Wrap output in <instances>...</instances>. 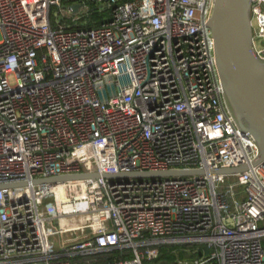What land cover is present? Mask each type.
<instances>
[{"label":"built area","instance_id":"2783aa9c","mask_svg":"<svg viewBox=\"0 0 264 264\" xmlns=\"http://www.w3.org/2000/svg\"><path fill=\"white\" fill-rule=\"evenodd\" d=\"M214 1L0 0V184L29 182L0 188V264H264V161L224 100ZM251 23L264 60V0ZM167 170L203 173L103 177Z\"/></svg>","mask_w":264,"mask_h":264},{"label":"water","instance_id":"95a60500","mask_svg":"<svg viewBox=\"0 0 264 264\" xmlns=\"http://www.w3.org/2000/svg\"><path fill=\"white\" fill-rule=\"evenodd\" d=\"M252 0H215L207 26L214 39L216 66L223 87L226 106L237 126L250 133L258 154L252 165L264 161V60L256 56L251 23ZM80 4L73 6L76 11ZM248 165L219 169L217 173H236ZM203 170H167L162 172H125L103 174L118 176H184ZM98 173H78L32 180V184L51 183L81 178H98ZM27 181L0 184V188L25 186ZM158 264H170L162 260Z\"/></svg>","mask_w":264,"mask_h":264},{"label":"trees","instance_id":"16d2710c","mask_svg":"<svg viewBox=\"0 0 264 264\" xmlns=\"http://www.w3.org/2000/svg\"><path fill=\"white\" fill-rule=\"evenodd\" d=\"M93 23L90 21L84 27H90ZM166 247H161L162 255L161 258L173 259V257L165 252ZM130 255L128 251H120V250H111L108 252H101L93 254L89 257H77L75 258L76 261L80 262L81 264H85L88 262H104V261H113L118 259L126 258ZM180 256H184V253H181Z\"/></svg>","mask_w":264,"mask_h":264},{"label":"rangeland","instance_id":"374dc122","mask_svg":"<svg viewBox=\"0 0 264 264\" xmlns=\"http://www.w3.org/2000/svg\"><path fill=\"white\" fill-rule=\"evenodd\" d=\"M98 5H94L91 7V13H90V18L91 19H102L106 18L108 16V11L101 12L99 11ZM40 264H45L44 262H41Z\"/></svg>","mask_w":264,"mask_h":264}]
</instances>
